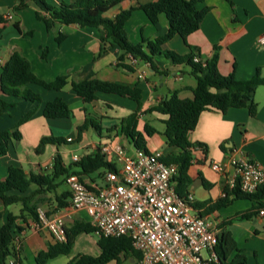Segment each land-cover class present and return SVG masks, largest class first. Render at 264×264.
<instances>
[{
    "label": "crops",
    "instance_id": "0c3cea01",
    "mask_svg": "<svg viewBox=\"0 0 264 264\" xmlns=\"http://www.w3.org/2000/svg\"><path fill=\"white\" fill-rule=\"evenodd\" d=\"M29 6L14 10L17 0H0V15H4L8 22L0 36V76L2 66L9 60L15 51L21 52L29 59L34 72L47 81L54 80L59 75H67L68 84L62 90H47L36 84L28 87L40 93L43 102H32L22 97L8 96L3 93L0 86V98L14 105L0 113V132L14 128L19 119L29 110L36 109L35 114L20 126L22 138L13 139L6 154H0V179L8 174L10 166L22 167L26 173L47 175L53 170L54 159L57 154L62 155L66 166L73 163L72 155L79 156L95 153L101 143L109 142L123 145L130 150L134 145L119 132L122 118L127 117L138 109V103L129 98L113 93H99V98L93 102H85L73 89L70 81L73 79L100 78L139 86L142 89V107L138 111V129L144 131L145 125L155 127L158 132L147 136V148L150 150L162 149L164 156L177 155L178 148L168 145L164 134L167 115L158 112L148 113L147 109L170 96L177 90L181 98H192L193 88L197 81L188 70L187 64H173L164 55L155 57L160 70H166L163 75L156 72L148 62L128 60L134 65V71H128L117 66L120 48L114 47L100 53L101 32L96 27H81L77 24L57 25L48 30L43 21L36 16L39 9L34 1L26 0ZM48 3L58 6L61 2L72 0H47ZM153 0H125L107 12L114 16L120 10L145 4ZM204 0L197 4L198 8L207 7L209 10L204 16L200 28L187 37L189 45L197 46L202 59L211 57L215 46L219 47L218 68L224 75L234 73L238 79H250L259 71L264 77V0ZM19 23L20 30L15 26ZM169 28L165 14H160L159 21H150L144 10L136 9L127 20L125 29L129 40L137 44L144 38H155L164 35ZM61 31L67 36L61 42L56 40L57 33ZM183 38L176 34L167 41L163 48L173 50L179 54L190 52V48ZM48 48L47 57L42 56L43 48ZM189 74V78H188ZM62 98L68 103L77 118H47L44 116V104L56 98ZM257 113L251 116L248 108H230L227 112L217 109L202 112L198 125L190 132L192 142H200L205 148L197 147L192 150V163L187 170L189 180L182 179L178 173L173 179L175 189L181 195L194 196L195 211L205 216L211 227L218 234L230 231L237 241L238 248L247 256V264H264V214L261 202L264 200L250 198H232V202L219 208H211L218 199L224 197L225 191H232L229 178L233 168L228 166L226 173H221L211 167L213 161L228 162L235 150H244L253 159L264 166V85H260L255 92ZM86 119L94 121L99 129L89 126L78 140V126ZM76 127V140L70 135L69 129ZM96 132L99 138L92 135ZM65 137L70 140L61 145L49 144L42 154L35 148L41 138L46 135ZM67 136H64V135ZM87 140L83 141L84 136ZM78 144L71 150L67 147ZM69 155L70 159L66 157ZM77 169V168H74ZM87 180L91 178L84 175ZM62 177L56 180L61 182ZM36 184L21 195H30L38 190ZM44 188H41L43 190ZM70 191L66 182L55 189L42 191L36 198H41L38 205L56 211L66 216V224L70 226L75 220H90L85 211L70 208L69 206L57 208V197ZM201 204V205H200ZM199 205V206H198ZM5 206L0 200V210ZM21 203L6 207V212L19 214ZM248 216L244 217V214ZM35 218L25 213L24 218L16 222L15 242L21 246V262L13 264H36V255L46 250L54 242V237L47 229H36ZM88 233H81L75 240L74 247L69 254H62L48 260L46 264H60L58 258L67 256L64 263H68L78 254L99 255L101 248L97 240L88 237ZM99 237V235H98ZM76 246H79L74 253ZM53 260V261H52ZM61 260V259H59ZM108 264H118L115 261ZM122 264H127L123 262Z\"/></svg>",
    "mask_w": 264,
    "mask_h": 264
},
{
    "label": "trees",
    "instance_id": "16d2710c",
    "mask_svg": "<svg viewBox=\"0 0 264 264\" xmlns=\"http://www.w3.org/2000/svg\"><path fill=\"white\" fill-rule=\"evenodd\" d=\"M34 1L39 9L36 16L43 21L48 30L56 28L57 25L77 24L78 26L96 27L101 32L100 53L114 47L120 48V54L117 59V66L128 71H134V65L128 60H138L150 63L151 67L158 73L166 75V70H160L155 61L158 55H164L173 64H187L192 69L197 84L193 88L192 98H181L179 92L174 90L170 96L161 100L156 105L147 109L146 112H158L167 115L165 119L166 128L164 134L169 146L178 148L177 155L164 157L166 162H175L179 164V173L182 179H187V170L192 163V150L206 145L200 142H192L189 134L198 125L202 112L211 109H217L227 112L230 108L246 107L251 116L257 113V103L255 101V92L260 85H264V77L258 71L250 79H238L234 73L224 75L218 68L219 47L215 46L214 53L203 61H196L195 57L202 59V54L197 46L189 45L187 37L197 31L208 8H198L197 4L204 0H153L145 4L131 6L120 10L114 16L107 15V12L117 4L125 0H72L71 2H61L58 6L48 3L47 0ZM232 6L234 3L232 0ZM29 6L26 0H17L14 10H20ZM136 9H142L151 22L157 23L160 14H165L168 20V31L155 38H144L141 42L134 44L129 38L125 29L127 20L132 16ZM8 19L0 15V36L7 24ZM20 30L18 22L14 23ZM179 34L188 44L190 52L179 54L173 50L163 48V45ZM66 34L59 31L56 40L61 43ZM48 48H43L42 56L47 57ZM203 60V59H202ZM69 82L67 75H59L54 80L47 81L39 77L32 69L31 62L21 52L15 51L11 54L9 60L2 66L0 76V86L4 94L8 96L22 97L32 102H43L40 93L29 88V84H36L47 90H62ZM72 89L85 101L93 102L99 98V93H113L120 96L129 97L138 103V109L121 119L116 127L119 132L126 136L135 148L147 149V136L158 132V130L149 125L144 127V131L138 129L139 114L142 107V89L135 85L130 86L115 81L104 80L100 78L73 79L70 81ZM14 104L3 98H0V113L3 110L12 107ZM36 112V109L26 112L12 129L0 132V154H6L10 149L13 139H21L22 133L20 126L28 121ZM44 116L47 118H71L74 114L66 101L58 97L53 101H47L43 109ZM93 126L99 129L94 121H86L78 126V140L81 139L83 132ZM70 140L65 137L55 136L53 134L43 136L35 148L36 153L42 154L49 144L61 145ZM77 168V169H74ZM116 165L108 161L103 153L98 150L95 153H87L80 156L78 161L68 166L65 165L61 154H57L54 159L53 170L47 175L26 173L22 167L10 166L8 174L4 179H0V200L5 208L0 210V264H10V258L15 262H21V246L15 242L16 222L25 217V213L37 219V207L41 198H36L42 191H50L66 182L71 173L80 176L87 175L93 181H98L106 170L115 169ZM62 177L61 182L56 180ZM32 184L38 186V190L30 195H21L18 193L26 192ZM41 188H44L41 190ZM176 191L180 193L178 189ZM225 196L218 199L211 205V208H219L232 202L230 196L234 198H250L264 200V185H261L253 194L245 193L241 190L239 184L232 188V191L226 190ZM70 191L58 196L57 208L69 206L68 198ZM21 203L22 208L19 214L6 212V207ZM201 205V204H200ZM264 208V202H261ZM199 206V205H198ZM244 217L248 214H244ZM81 233H98V229L89 220H75L66 228V239L50 243L46 250L40 251L36 255V264H46L48 260L62 254L71 253L77 236ZM97 243L101 248L99 255L78 254L67 264H108L115 261L122 264L126 260L129 264H139L142 253L135 249L132 239L128 236H104L100 233ZM218 243L216 252L219 256V264H247V256L238 248V244L230 231H222L218 234Z\"/></svg>",
    "mask_w": 264,
    "mask_h": 264
},
{
    "label": "built area",
    "instance_id": "2783aa9c",
    "mask_svg": "<svg viewBox=\"0 0 264 264\" xmlns=\"http://www.w3.org/2000/svg\"><path fill=\"white\" fill-rule=\"evenodd\" d=\"M260 40L264 41V36ZM195 60L204 63L199 57ZM98 149L116 168L106 170L98 181L76 173L68 175L70 208L85 211L104 236L130 237L142 253L139 264H219L217 232L195 211L194 196L179 194L173 185L178 163L166 162L162 149L129 151L109 142ZM79 158L72 155L73 161ZM228 166L233 168L231 187L239 184L243 192L253 194L264 185V166L244 150H235L227 163H211L221 173H226ZM36 211L34 227L47 229L56 240L64 241L66 216L41 205Z\"/></svg>",
    "mask_w": 264,
    "mask_h": 264
},
{
    "label": "rangeland",
    "instance_id": "374dc122",
    "mask_svg": "<svg viewBox=\"0 0 264 264\" xmlns=\"http://www.w3.org/2000/svg\"><path fill=\"white\" fill-rule=\"evenodd\" d=\"M186 67H187L188 70H191V69H192L189 65H186ZM189 77H190V76H189V74H188V78H189ZM71 121H72V122H75V121H77V118L73 117V118H71ZM91 131H92V130H91ZM69 132H70V135L73 136V138L76 140V138H77V129H76V127L74 126L73 128L69 129ZM64 136H67V135L65 134ZM86 136H87V135L84 136L83 141L87 140L88 136H87V138H86ZM91 136H93V137H95V138H99L98 135H97V133H96L95 131H94V132L92 131V135H91ZM113 143L116 144L117 141H114ZM76 146H78V144H74L73 146H70V147H67V148H69V149L71 150L72 148H74V147H76ZM130 150L133 151V146H130ZM66 157L68 158V160L70 159V157H69L68 154L66 155ZM112 158H113V157H112ZM66 183H67V182H66ZM99 183L102 184V181L100 180ZM98 235H99L98 233H91V234H89L90 237H93V238H95V239H98ZM89 236H88V237H89ZM78 247H79V246H76L75 250L73 251L74 253L77 251ZM203 255H204V256H207V252H203ZM66 257H67V256H62V257L58 258V260H54V261H59L60 264H66V263H64V262L66 261V260H65ZM59 259H61V260H59ZM52 261H53V260H52ZM125 262H126L127 264H129V261H128V260H126ZM49 263H51V261H50ZM49 263H48V264H49Z\"/></svg>",
    "mask_w": 264,
    "mask_h": 264
}]
</instances>
